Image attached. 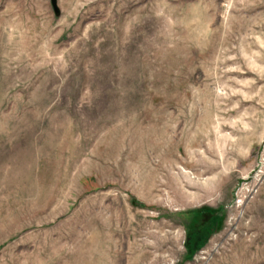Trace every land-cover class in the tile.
I'll use <instances>...</instances> for the list:
<instances>
[{"label": "rangeland", "instance_id": "obj_1", "mask_svg": "<svg viewBox=\"0 0 264 264\" xmlns=\"http://www.w3.org/2000/svg\"><path fill=\"white\" fill-rule=\"evenodd\" d=\"M0 264H264V0H0Z\"/></svg>", "mask_w": 264, "mask_h": 264}, {"label": "trees", "instance_id": "obj_2", "mask_svg": "<svg viewBox=\"0 0 264 264\" xmlns=\"http://www.w3.org/2000/svg\"><path fill=\"white\" fill-rule=\"evenodd\" d=\"M215 221H218V219ZM198 227L195 229V231H193V234H190L188 236L186 241L188 247L192 246V248L194 249H199L200 247L204 246V244L207 242L209 238V234L213 231V230L205 229L204 227H200V228Z\"/></svg>", "mask_w": 264, "mask_h": 264}, {"label": "crops", "instance_id": "obj_3", "mask_svg": "<svg viewBox=\"0 0 264 264\" xmlns=\"http://www.w3.org/2000/svg\"><path fill=\"white\" fill-rule=\"evenodd\" d=\"M215 220H217L216 217H215V219L211 217L209 220H207L203 224L202 227H204L205 229L213 230V228L216 226V223H217V221H215Z\"/></svg>", "mask_w": 264, "mask_h": 264}]
</instances>
